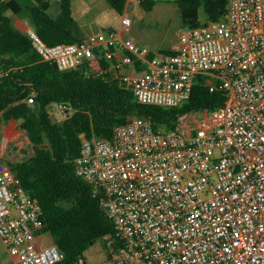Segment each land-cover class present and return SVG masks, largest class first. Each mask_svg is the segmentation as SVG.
<instances>
[{"label":"built area","instance_id":"2783aa9c","mask_svg":"<svg viewBox=\"0 0 264 264\" xmlns=\"http://www.w3.org/2000/svg\"><path fill=\"white\" fill-rule=\"evenodd\" d=\"M227 1L225 19L178 31L176 53L126 39L128 12L105 41L49 45L33 27L24 30L40 57L61 71L122 53L98 75L112 73L143 105L182 106L200 76L211 92L226 95L222 107L184 113L170 130L132 117L110 140L84 138L76 173L116 230L103 264H264V0ZM7 75L0 71V81ZM35 96L24 101L32 106ZM44 227L41 203L0 160L6 264L61 263L57 244H36Z\"/></svg>","mask_w":264,"mask_h":264},{"label":"trees","instance_id":"16d2710c","mask_svg":"<svg viewBox=\"0 0 264 264\" xmlns=\"http://www.w3.org/2000/svg\"><path fill=\"white\" fill-rule=\"evenodd\" d=\"M107 1L124 14L128 0ZM153 3L144 5L147 11L152 10ZM177 3L185 28L223 20L228 13L227 0ZM56 4L59 10L54 14L52 0H0V71L8 72L0 81V123L21 121L34 155L8 165L29 194L41 203L43 232L53 236L64 255L59 264H77L88 247L102 239L107 243L116 234L91 185L76 173L75 160L81 154L84 138L110 140L115 128L132 117H151L156 130H170L184 113L222 107L226 95L221 90L211 92L200 76L191 98L182 106L143 105L112 73L98 75L116 60L114 55L113 59L103 55L78 69L59 70L56 64L40 57L12 17L27 19L49 45L81 42L83 35L74 16L73 1L58 0ZM32 91L36 96L31 106L24 100ZM53 103L70 109L71 114L63 122L52 121L48 106Z\"/></svg>","mask_w":264,"mask_h":264},{"label":"rangeland","instance_id":"374dc122","mask_svg":"<svg viewBox=\"0 0 264 264\" xmlns=\"http://www.w3.org/2000/svg\"><path fill=\"white\" fill-rule=\"evenodd\" d=\"M54 4L53 13L58 12L56 2ZM73 11L76 20L83 30H96L107 28L109 25L118 27L121 22V15L114 10V14L109 21H95L96 12H92L86 8L84 0H72ZM153 3L151 11H147L144 5ZM125 12H128L133 19L132 32L138 38V42L142 46H146L151 50H177L178 47V31L184 28L181 16L180 6L177 0H145L139 5L136 0L128 2ZM202 21H206V15L202 10ZM15 24L25 29L30 25L27 19H20L16 15H12ZM94 22L93 25L91 23ZM81 29V31H82ZM57 103L50 104L48 111L53 122H63L70 114L64 113ZM2 124V123H1ZM21 121L12 124H2V135L5 141L3 148L0 150V160L3 162H18L29 159L34 155V148L26 131L20 127ZM38 247H47L54 244L53 236L49 233H43L36 239ZM110 247V248H109ZM112 253V247L108 246L105 239L98 241L95 245L90 246L85 251V258L88 264L106 263ZM9 260V254L6 246L0 239V264H6Z\"/></svg>","mask_w":264,"mask_h":264},{"label":"crops","instance_id":"0c3cea01","mask_svg":"<svg viewBox=\"0 0 264 264\" xmlns=\"http://www.w3.org/2000/svg\"><path fill=\"white\" fill-rule=\"evenodd\" d=\"M128 2H131V0H128ZM84 3L86 5L87 9H89L92 12L97 13V14H95V19H96L95 21L96 22L97 21H103V23H106L105 21H109V19L112 17V15L115 12L114 11L115 9L112 7V5L107 0H84ZM74 14H76V10H75ZM121 17H122V15H121ZM93 24H94V22L91 23V25H93ZM28 27H31V26L29 25L26 28H28ZM120 27H121V22L119 23L118 27H113V26L109 25L107 28H101L99 31H96V30L86 31V30L82 29V26H80V28L82 29L83 39L96 37L101 41H105L108 38L110 31H113V30L120 31ZM25 29H22V30H25ZM127 38H132L136 42H138V38L133 34V32L131 34L126 35V39ZM121 56H122V53H116L115 59L118 60Z\"/></svg>","mask_w":264,"mask_h":264}]
</instances>
